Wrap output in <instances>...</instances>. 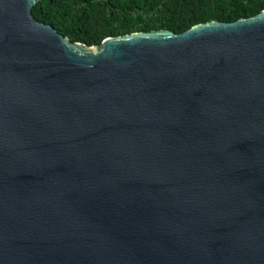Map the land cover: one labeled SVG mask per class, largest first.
Listing matches in <instances>:
<instances>
[{
    "label": "water",
    "instance_id": "obj_1",
    "mask_svg": "<svg viewBox=\"0 0 264 264\" xmlns=\"http://www.w3.org/2000/svg\"><path fill=\"white\" fill-rule=\"evenodd\" d=\"M0 0V264H264V12L71 42Z\"/></svg>",
    "mask_w": 264,
    "mask_h": 264
},
{
    "label": "trees",
    "instance_id": "obj_2",
    "mask_svg": "<svg viewBox=\"0 0 264 264\" xmlns=\"http://www.w3.org/2000/svg\"><path fill=\"white\" fill-rule=\"evenodd\" d=\"M263 12L264 0H39L33 8L37 21L87 46L139 32L183 33L200 24Z\"/></svg>",
    "mask_w": 264,
    "mask_h": 264
}]
</instances>
